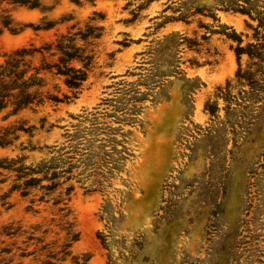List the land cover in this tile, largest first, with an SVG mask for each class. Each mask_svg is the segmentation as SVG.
Here are the masks:
<instances>
[{
	"label": "rangeland",
	"instance_id": "obj_1",
	"mask_svg": "<svg viewBox=\"0 0 264 264\" xmlns=\"http://www.w3.org/2000/svg\"><path fill=\"white\" fill-rule=\"evenodd\" d=\"M186 1L42 0L38 8L11 10L19 32L0 26L2 61L4 53L39 45L100 14L94 66L77 98L5 120L6 112L0 114V125L22 118L36 126L31 136L21 133L12 146L0 147V158L24 156L30 164L69 142L78 146L69 154L74 188L68 204L79 231L71 250L88 255L87 264H264V59L244 53L238 61L236 41L221 32L229 26L242 33L241 45L256 42L248 24L257 21L216 7L217 0H191L203 10L177 19ZM42 21L53 26L29 25ZM239 67L262 86L254 95L247 82L237 80ZM228 81L235 96L229 103L215 97ZM48 82V88L57 84L66 91L60 78ZM245 95H253L251 101ZM208 99H217V118L204 110ZM206 128L216 131L215 150ZM0 172V179L11 174L0 183L1 195L13 173ZM33 193H12L10 206L0 201V227L11 221L47 226L52 199L35 201L36 213L26 209L41 191ZM233 239L234 255L219 251ZM40 259L15 256L14 262ZM61 264H72L70 257Z\"/></svg>",
	"mask_w": 264,
	"mask_h": 264
},
{
	"label": "trees",
	"instance_id": "obj_2",
	"mask_svg": "<svg viewBox=\"0 0 264 264\" xmlns=\"http://www.w3.org/2000/svg\"><path fill=\"white\" fill-rule=\"evenodd\" d=\"M73 1L79 3L81 0ZM41 5L42 0H0L1 28H6L11 32H19L22 27L12 17L11 10L21 6L38 8ZM183 7L184 11L177 19L186 20L190 15L200 13L203 10L202 7L193 6L191 0L184 2ZM216 7L224 11L246 14L249 18L257 21L255 26L248 24L254 31L253 36L256 42H246L245 45H241L242 33H237L229 26L224 25L221 32L227 38L236 41L234 53L238 61L244 53L250 58L256 57L263 61L264 3L260 4V0H217ZM207 11L210 16L216 19L215 13L210 8ZM99 15L94 12L93 16L82 27L78 25V22H75L65 32L55 34L53 39L44 41L39 45L30 42L28 45L17 47L2 55L3 59L0 61V114L6 112L2 115V120L24 110L36 112L46 104L57 106L77 98L88 73L94 66L95 47L103 30V27L97 24ZM29 25L34 30H48L53 26V22L42 21L38 25ZM227 29L230 31L227 32ZM235 76L239 82L245 81L250 85L253 95L254 90L262 88L254 78V74L248 69L242 70L239 67ZM55 77L62 80L66 91H63L57 84H53L52 89L48 88V80ZM216 91L215 97H222L228 103L235 98L231 94L229 81L226 82L225 87L218 86ZM253 95H245L243 98L251 101ZM216 100L210 101L208 99L204 104V110L214 118L218 117ZM35 129L34 124H29L26 119L22 118L0 125V147L12 146L19 139L21 133L31 136ZM205 131V135L210 136L211 141L215 137L212 134L216 131L212 128H206ZM73 137L74 135L71 139ZM213 144L214 142L211 141L210 148L215 150ZM47 147L51 149L49 152L52 153L53 148ZM77 147L76 143L69 142L68 146L60 148L56 152L57 154L42 157L36 163L30 164L24 162V156L0 158V170L13 173L9 188L0 195L2 205L10 206L7 199L14 192L25 198L29 195L35 196L33 191L39 190L41 191L39 196L30 198L26 209L37 213L38 210L32 209L33 203L35 201L47 203L49 199H52L53 206L50 212L51 217L43 229L41 227L45 224H35L25 228L19 221H11L1 225L0 264H22L20 260L14 262V257L24 258L30 255L41 258L39 264H61L68 257H70L72 264H87L88 255L79 257L72 254L71 250L72 244L79 239V231L68 204L74 188L69 183L72 178L70 173L74 167L71 163L73 156L69 154L75 152ZM66 148L67 150H65ZM31 149L35 148L31 147ZM0 175L3 174L0 172ZM9 177L11 174L0 179V183L5 182ZM57 189L59 190L55 196L46 199V196L54 193ZM217 212L218 207L215 205L213 214ZM50 235L52 238L47 239ZM21 237L23 239L19 243L18 240ZM98 238L105 245V236L101 234ZM30 247L32 249H29ZM237 247L238 245L233 239L229 244L224 243L219 251L226 256H231L236 253ZM225 264L231 263L225 262ZM248 264L254 263L250 261Z\"/></svg>",
	"mask_w": 264,
	"mask_h": 264
}]
</instances>
